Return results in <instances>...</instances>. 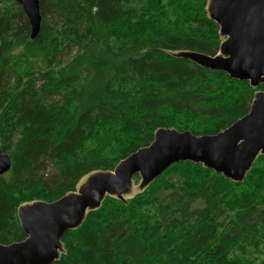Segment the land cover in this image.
Masks as SVG:
<instances>
[{
	"label": "trees",
	"instance_id": "16d2710c",
	"mask_svg": "<svg viewBox=\"0 0 264 264\" xmlns=\"http://www.w3.org/2000/svg\"><path fill=\"white\" fill-rule=\"evenodd\" d=\"M206 3L40 0L30 39L22 8L0 0V147L11 159L0 175L1 243L25 238L19 205L53 201L112 170L158 127L214 134L248 112L264 85L174 55L216 54ZM61 240L52 264H264V155L241 182L173 163L124 200L106 195Z\"/></svg>",
	"mask_w": 264,
	"mask_h": 264
},
{
	"label": "water",
	"instance_id": "95a60500",
	"mask_svg": "<svg viewBox=\"0 0 264 264\" xmlns=\"http://www.w3.org/2000/svg\"><path fill=\"white\" fill-rule=\"evenodd\" d=\"M15 2L34 39L41 28L40 0ZM206 13L222 38L216 54L181 50L174 55L246 80L252 88L264 84V0H207ZM259 154L264 155V91H256L248 112L217 133L196 135L189 129L158 127L148 145L120 159L112 170L92 172L76 190L53 201L20 205L16 216L25 238L0 242V264H52L64 252L63 233L79 227L106 195L124 200L135 175L144 188L171 164L191 161L241 182ZM10 166L9 155L0 147V175Z\"/></svg>",
	"mask_w": 264,
	"mask_h": 264
},
{
	"label": "rangeland",
	"instance_id": "374dc122",
	"mask_svg": "<svg viewBox=\"0 0 264 264\" xmlns=\"http://www.w3.org/2000/svg\"><path fill=\"white\" fill-rule=\"evenodd\" d=\"M50 18H51L50 20L54 19L53 21H55V23H56V21L58 20V19H56V15H55L54 17L51 16ZM58 23H60V20H59ZM221 39H222V38H221ZM75 51H76V47L73 46V45H71V46H69L68 48H66L65 50H63L59 56H57V60H59V62H62L61 64H64V63L67 61V59L70 58V57L75 53ZM260 85L263 86L264 84H263V83H260L259 86H260ZM256 91H264V88H263V89L258 88L257 90H255V92H256ZM138 177H139V176H138ZM81 182H83V180L80 181V182L77 184V187H78V185H79ZM139 183H140V177L138 178V181H137V182H135V181L132 182V187H131L129 193L125 194L124 197L127 198V197L133 195L134 193H136V192H138V191H141L143 188H140V187H139ZM76 189H77V188H76ZM76 189H75V190H76ZM34 201H48V200L37 199V200H33V201H29V202H25V203H23V204H26V203H32V202H34ZM21 205H22V204H21ZM19 206H20V205H19ZM19 206H18V207H19ZM18 207H17V208H18ZM17 208H16V212H17ZM16 217H17V216H16ZM62 244H63V241H62ZM63 247H64V246H63Z\"/></svg>",
	"mask_w": 264,
	"mask_h": 264
}]
</instances>
